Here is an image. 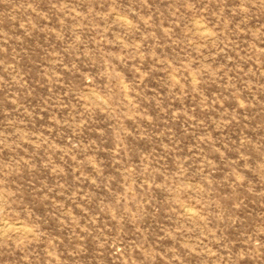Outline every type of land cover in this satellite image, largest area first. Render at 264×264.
Returning <instances> with one entry per match:
<instances>
[{"label":"rangeland","instance_id":"rangeland-1","mask_svg":"<svg viewBox=\"0 0 264 264\" xmlns=\"http://www.w3.org/2000/svg\"><path fill=\"white\" fill-rule=\"evenodd\" d=\"M0 264H264V0H0Z\"/></svg>","mask_w":264,"mask_h":264},{"label":"bare ground","instance_id":"bare-ground-1","mask_svg":"<svg viewBox=\"0 0 264 264\" xmlns=\"http://www.w3.org/2000/svg\"><path fill=\"white\" fill-rule=\"evenodd\" d=\"M6 227V226H5ZM2 228V227H1ZM3 230V229H2Z\"/></svg>","mask_w":264,"mask_h":264}]
</instances>
